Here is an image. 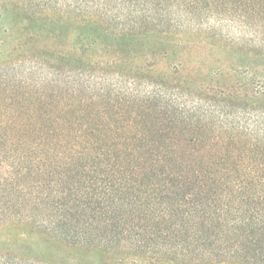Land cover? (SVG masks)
<instances>
[{
    "label": "rangeland",
    "instance_id": "374dc122",
    "mask_svg": "<svg viewBox=\"0 0 264 264\" xmlns=\"http://www.w3.org/2000/svg\"><path fill=\"white\" fill-rule=\"evenodd\" d=\"M39 3L0 0V102L6 111L31 112L32 96L17 85L38 83L52 72L55 35L52 24L40 15ZM166 8L177 23L170 22L168 31L173 33L147 36L136 55L127 49L108 52L100 45L79 54L84 64L103 62L105 72L96 74H104L114 86L117 80L123 82L126 92L112 96L110 109L133 100L124 123L115 127L145 132L147 138L135 141L137 146L176 148L177 155L169 159L179 157L176 163L184 164L182 179L134 178L139 191L152 197L154 211L172 208L171 214L177 215L172 224L136 217L133 224L118 225L140 233L147 247L97 250L48 236L36 228L39 224L6 220L0 222V250L37 264H264V224L196 223L198 202H217L225 190H204V173L186 168L208 163L211 156L220 161L222 149L236 143L230 137L233 131L243 136L260 134V129L263 135L264 124L255 121L264 113V100L255 92L264 82V0H169ZM61 39L68 44V38ZM78 80L73 76L68 81ZM127 90L141 95L130 98ZM155 93L158 97H149ZM234 225L243 228L236 231ZM104 233H99L100 240H105ZM121 244L130 247L126 241Z\"/></svg>",
    "mask_w": 264,
    "mask_h": 264
},
{
    "label": "trees",
    "instance_id": "16d2710c",
    "mask_svg": "<svg viewBox=\"0 0 264 264\" xmlns=\"http://www.w3.org/2000/svg\"><path fill=\"white\" fill-rule=\"evenodd\" d=\"M168 2L40 0L39 13L52 24L55 35L56 47L50 56L53 67L40 82L17 85L32 96L28 102L31 112L6 111L0 102V222L39 224L36 228L48 236L97 250L113 249V245L147 247L140 233L118 225L133 224L136 217L146 223L163 220L172 224L177 216L171 214L172 208L154 211L152 197L139 191L134 178L182 179L184 164L176 163L179 157L169 159L177 155L176 148L137 146L135 141L147 138L145 132L115 127L124 123V112L133 100L115 102L110 109L112 96L126 92L120 86L123 82L117 80L114 86L104 74H96L105 72L103 62L84 64L82 60L99 45L108 52L127 49L136 55L147 36L172 34L170 22L177 23L169 16ZM72 32H76L74 42H70ZM62 36L68 44L63 45ZM73 76L78 84L68 81ZM260 89L255 95L264 100V82ZM127 93L130 98L141 95ZM154 95L158 94L149 97ZM39 107L49 109L43 112ZM255 123L264 124V113ZM258 131L243 136L233 131L230 137L236 143L222 149L220 161L211 156L208 163L187 165L207 177L204 190H225L217 202H198L196 223L264 224V175H254L264 172V132ZM241 228L232 226L236 231ZM102 231L105 240H100ZM0 264L37 263L0 250Z\"/></svg>",
    "mask_w": 264,
    "mask_h": 264
}]
</instances>
